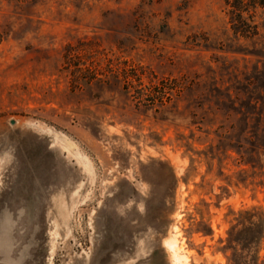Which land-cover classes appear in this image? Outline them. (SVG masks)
Instances as JSON below:
<instances>
[{"label":"rangeland","instance_id":"374dc122","mask_svg":"<svg viewBox=\"0 0 264 264\" xmlns=\"http://www.w3.org/2000/svg\"><path fill=\"white\" fill-rule=\"evenodd\" d=\"M239 3L0 0V264H232L264 210V0Z\"/></svg>","mask_w":264,"mask_h":264},{"label":"trees","instance_id":"16d2710c","mask_svg":"<svg viewBox=\"0 0 264 264\" xmlns=\"http://www.w3.org/2000/svg\"><path fill=\"white\" fill-rule=\"evenodd\" d=\"M249 0H240L239 3V20L238 24L243 26V14L247 15L249 11L245 10V6ZM243 30V29H241ZM248 31H240V34L247 37ZM253 35L257 36L255 28ZM244 165H251L252 162H243ZM235 225L231 228L227 235V245L225 250L231 251L232 264H259L258 249L264 239V210L262 208H252L240 212L235 220ZM205 235H210V230L204 232ZM264 263V261H263Z\"/></svg>","mask_w":264,"mask_h":264},{"label":"bare ground","instance_id":"6f19581e","mask_svg":"<svg viewBox=\"0 0 264 264\" xmlns=\"http://www.w3.org/2000/svg\"><path fill=\"white\" fill-rule=\"evenodd\" d=\"M167 247L173 252L172 253L173 257L172 258L174 259V262H176L179 257L176 255V249H175L176 244H175V242H173V240L170 241V242H167Z\"/></svg>","mask_w":264,"mask_h":264},{"label":"water","instance_id":"95a60500","mask_svg":"<svg viewBox=\"0 0 264 264\" xmlns=\"http://www.w3.org/2000/svg\"><path fill=\"white\" fill-rule=\"evenodd\" d=\"M12 125L14 124V122L11 123Z\"/></svg>","mask_w":264,"mask_h":264}]
</instances>
